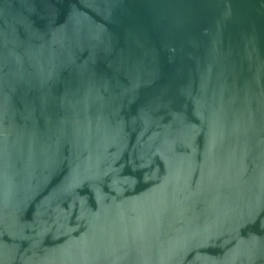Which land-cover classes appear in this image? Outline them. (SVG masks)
<instances>
[{
    "label": "water",
    "instance_id": "water-1",
    "mask_svg": "<svg viewBox=\"0 0 264 264\" xmlns=\"http://www.w3.org/2000/svg\"><path fill=\"white\" fill-rule=\"evenodd\" d=\"M0 264H264V0H0Z\"/></svg>",
    "mask_w": 264,
    "mask_h": 264
}]
</instances>
